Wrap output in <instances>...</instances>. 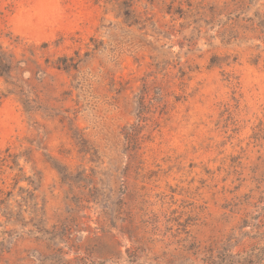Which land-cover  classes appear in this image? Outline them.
<instances>
[{
	"label": "rangeland",
	"instance_id": "374dc122",
	"mask_svg": "<svg viewBox=\"0 0 264 264\" xmlns=\"http://www.w3.org/2000/svg\"><path fill=\"white\" fill-rule=\"evenodd\" d=\"M0 49V264H264V0H0Z\"/></svg>",
	"mask_w": 264,
	"mask_h": 264
},
{
	"label": "trees",
	"instance_id": "16d2710c",
	"mask_svg": "<svg viewBox=\"0 0 264 264\" xmlns=\"http://www.w3.org/2000/svg\"><path fill=\"white\" fill-rule=\"evenodd\" d=\"M4 57V53H3V51L0 49V72H1V70H2V68L3 67H5V59L3 58ZM142 98L140 99V103H141V106H142ZM139 103V104H140ZM140 122V121H139ZM135 129H138V125H136L135 127H134ZM125 138H126V141L128 142V143H131V144H133V143H136V140H134L135 138H133L132 137V135L131 134H126L125 135Z\"/></svg>",
	"mask_w": 264,
	"mask_h": 264
}]
</instances>
